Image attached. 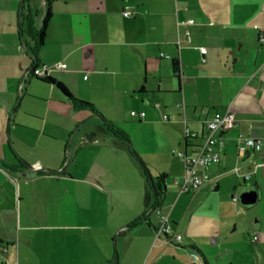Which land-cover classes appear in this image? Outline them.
Wrapping results in <instances>:
<instances>
[{"label": "crops", "instance_id": "1", "mask_svg": "<svg viewBox=\"0 0 264 264\" xmlns=\"http://www.w3.org/2000/svg\"><path fill=\"white\" fill-rule=\"evenodd\" d=\"M51 1L33 54L21 23L40 30L47 0H0V264H264V0ZM57 62L66 67L46 76L119 107L121 118H106L130 143L31 73ZM228 109L237 123L209 169L217 183L181 191L173 150L194 152ZM240 132L262 147L239 150ZM83 152L100 159L81 164ZM161 174V198L147 204L149 176ZM173 192L187 220L182 229L169 217L178 243L156 235Z\"/></svg>", "mask_w": 264, "mask_h": 264}, {"label": "built area", "instance_id": "2", "mask_svg": "<svg viewBox=\"0 0 264 264\" xmlns=\"http://www.w3.org/2000/svg\"><path fill=\"white\" fill-rule=\"evenodd\" d=\"M124 15L132 17L134 13L131 10H124ZM264 39V37H263ZM202 54L207 52L205 46H200ZM63 69L66 67V63L57 62L53 66L44 63L36 67L31 68V73L36 76H46L48 70L51 68ZM156 106L159 107L157 103ZM132 115L144 116L145 111H131ZM168 116L164 115V119ZM237 123V114L232 110L228 109L225 112H216L208 121V132L204 136L202 143L196 145V149L192 153L187 151L173 150L184 162L185 171L183 175V181L181 185V191L197 190L205 184H211L215 186L218 180V176L211 175L210 167L219 162L220 160V149L225 145L224 134L235 127ZM185 135L187 140L193 141L194 137H197L196 133L191 132L189 127H186ZM237 145L239 150L245 151L250 148L260 149L262 147V139L254 137L243 132H240L237 136ZM237 170V168H236ZM251 174H246V178L250 177ZM236 200L237 197H234ZM160 223L156 228V235L160 237L166 235L169 240L173 243L181 242L183 234L176 231L169 219V215L161 214ZM192 258L195 261L201 260V256L197 252L191 253Z\"/></svg>", "mask_w": 264, "mask_h": 264}, {"label": "trees", "instance_id": "3", "mask_svg": "<svg viewBox=\"0 0 264 264\" xmlns=\"http://www.w3.org/2000/svg\"><path fill=\"white\" fill-rule=\"evenodd\" d=\"M47 12L45 15V18L43 20V24L40 30H35L31 24L29 23H25V19L22 20L21 23V30L22 32H27L30 34V36L32 37L34 43H35V47H33L32 49H30L31 53H36L35 51H38L40 49V47L43 45L46 34H47V27L49 25V21L52 17V1L51 0H47ZM26 27V28H25ZM38 66V64H35L33 67ZM177 66V64H176ZM47 81L50 82H55L58 86V88L72 101V103L74 104V106L78 109H89L91 110L94 114L99 115L103 122H104V126L111 131L113 134L119 136L120 138L128 141L130 143V136L129 134L122 129L121 127H119L117 124L113 123V121L107 119L103 113L101 111H99V109L92 103L88 102L87 100H78L76 99V97L72 94V92L68 89V87L63 84L61 81H56L53 77L51 76H45L44 78ZM190 141V140H189ZM144 168L146 170V173L148 175L150 174L149 168L144 165ZM166 177V174H161L157 177V179L152 178V176H149V186H148V192H147V204H150L152 202L153 205H156L157 202L160 200L161 195L163 193V182L164 179Z\"/></svg>", "mask_w": 264, "mask_h": 264}, {"label": "rangeland", "instance_id": "4", "mask_svg": "<svg viewBox=\"0 0 264 264\" xmlns=\"http://www.w3.org/2000/svg\"><path fill=\"white\" fill-rule=\"evenodd\" d=\"M73 92L75 94L74 93H72V94L76 97V99H78V100H84V99L81 98V96L83 94H81L77 90L76 91L74 90ZM89 95H90V98L89 99L95 101V103H97V104L92 103L93 101H91V100L88 101V102H90V103L94 104L96 107H98L99 111H101L105 117H108L109 115H113L115 118H121L122 117L121 114H120V112L122 113L123 111L119 107H115L114 105L112 106L110 104H104L102 102V100L98 98V93L89 92ZM139 105L142 106L144 104H139ZM132 108L131 107H128V114L129 115H131V109ZM138 109H141V108H138ZM88 156H89V160L90 161L91 160L94 161L95 159L96 160L97 159H100V158H97L99 155H88ZM88 156H86V154H84V152L81 153V155H80V159H81L80 160V163L81 164H87V162H88ZM164 160L166 161L167 158L166 159L164 158ZM96 163H101V162H96ZM101 164H104V162L101 163ZM127 168H129V170H130V167L127 166ZM180 177H182V174H180V176H178V179H180ZM182 180H183V178H182ZM170 195H171L170 202L168 200L167 201V202H169L168 205H166L165 207H162L163 210H161V213H163L165 215L166 214L169 215L171 221L174 222L175 226L180 225L182 229H185V226L187 224V220H185V222L183 223L184 213L186 211L185 210V206H184V198L180 201V203L177 206V208H175V204L177 203V201L179 199L178 193L177 192H173ZM184 195L186 196L187 194H184ZM188 196H190V195H188ZM171 206H173V208L170 210V207ZM156 214H158V212ZM152 258L153 257L151 256L150 259H149V261H148V263H144V264H152ZM187 259L188 260H192L189 257H187ZM211 259H212L213 262L210 261V264H220L214 258H211ZM159 264H171V263H169L168 258H162L160 260Z\"/></svg>", "mask_w": 264, "mask_h": 264}]
</instances>
